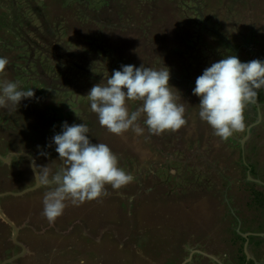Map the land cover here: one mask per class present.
Returning <instances> with one entry per match:
<instances>
[{
    "label": "rangeland",
    "instance_id": "obj_1",
    "mask_svg": "<svg viewBox=\"0 0 264 264\" xmlns=\"http://www.w3.org/2000/svg\"><path fill=\"white\" fill-rule=\"evenodd\" d=\"M229 55L264 61V0H0V82L35 93L0 108V264H264V88L227 140L193 94ZM129 64L169 69L186 126L121 137L100 125L87 94ZM65 121L135 179L50 224L35 168L62 166L52 137Z\"/></svg>",
    "mask_w": 264,
    "mask_h": 264
},
{
    "label": "clouds",
    "instance_id": "obj_2",
    "mask_svg": "<svg viewBox=\"0 0 264 264\" xmlns=\"http://www.w3.org/2000/svg\"><path fill=\"white\" fill-rule=\"evenodd\" d=\"M9 63L6 57H0V77L6 75ZM169 81L166 66L156 70L144 64L121 65V70H114L105 84H95L87 97L100 125L110 133L123 137L132 131L142 135L143 124L151 134L159 136L176 132L188 123L185 106L178 103ZM262 88L264 61L241 62L229 55L212 63L196 78L193 94L200 98L199 117L216 136L227 140L234 132L244 130L245 108L257 103ZM34 95L32 89L20 90L16 82H0V108H17L22 99ZM129 102H139L140 106L130 112ZM89 131L84 123L63 122L61 131L52 137L62 166L54 174L48 166H37L40 171L35 168L36 183L50 186L43 197L42 211L50 224L63 214L69 202L78 207L100 200L109 195L106 185L119 190L135 179L118 166V157L108 145L91 142Z\"/></svg>",
    "mask_w": 264,
    "mask_h": 264
},
{
    "label": "crops",
    "instance_id": "obj_3",
    "mask_svg": "<svg viewBox=\"0 0 264 264\" xmlns=\"http://www.w3.org/2000/svg\"><path fill=\"white\" fill-rule=\"evenodd\" d=\"M258 103V102H257ZM18 235V234H17ZM16 259V258H15ZM21 258H18L16 260H14L12 263H17L18 264V261L20 260ZM11 264V263H10Z\"/></svg>",
    "mask_w": 264,
    "mask_h": 264
},
{
    "label": "water",
    "instance_id": "obj_4",
    "mask_svg": "<svg viewBox=\"0 0 264 264\" xmlns=\"http://www.w3.org/2000/svg\"><path fill=\"white\" fill-rule=\"evenodd\" d=\"M4 218V217H3ZM11 225H12V227L14 228V230H16L17 231V227L14 225V224H12L11 222H9ZM17 258V257H16Z\"/></svg>",
    "mask_w": 264,
    "mask_h": 264
},
{
    "label": "trees",
    "instance_id": "obj_5",
    "mask_svg": "<svg viewBox=\"0 0 264 264\" xmlns=\"http://www.w3.org/2000/svg\"><path fill=\"white\" fill-rule=\"evenodd\" d=\"M250 262V261H249Z\"/></svg>",
    "mask_w": 264,
    "mask_h": 264
}]
</instances>
